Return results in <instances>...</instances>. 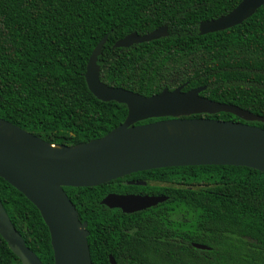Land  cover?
Wrapping results in <instances>:
<instances>
[{
	"label": "trees",
	"instance_id": "1",
	"mask_svg": "<svg viewBox=\"0 0 264 264\" xmlns=\"http://www.w3.org/2000/svg\"><path fill=\"white\" fill-rule=\"evenodd\" d=\"M242 0H0V118L53 146L74 147L122 125L127 106L102 102L85 74L99 42L101 81L143 97L205 87L201 96L264 117V6L242 25L204 36ZM169 36L130 48L116 42L162 27ZM246 123L232 114L199 115ZM159 121L148 120L139 124ZM264 129L260 122L247 123ZM87 223L92 264H264V173L245 167L151 170L93 188H64ZM110 194L160 196L124 214ZM0 201L26 246L55 264L39 210L0 178ZM193 244L210 250H198ZM0 264H22L0 235Z\"/></svg>",
	"mask_w": 264,
	"mask_h": 264
},
{
	"label": "water",
	"instance_id": "2",
	"mask_svg": "<svg viewBox=\"0 0 264 264\" xmlns=\"http://www.w3.org/2000/svg\"><path fill=\"white\" fill-rule=\"evenodd\" d=\"M264 0H242L230 13L202 22L199 35L222 32L252 18ZM162 27L140 36L132 33L114 49L168 37ZM105 36L93 51L85 74L91 93L102 102L127 106L126 121L103 138L74 147L53 146L0 118V178L21 192L40 212L49 229L55 264H92L87 230L64 188H93L132 174L198 166L245 167L264 173V117L201 96L205 87L183 92L165 89L143 97L113 88L100 79L98 58ZM232 114L246 123L190 118ZM159 121L139 124L148 120ZM166 197L110 194L102 205L134 214L165 203ZM0 235L22 264H43L16 230L0 201ZM198 250L209 247L193 244ZM110 264H117L110 257Z\"/></svg>",
	"mask_w": 264,
	"mask_h": 264
}]
</instances>
